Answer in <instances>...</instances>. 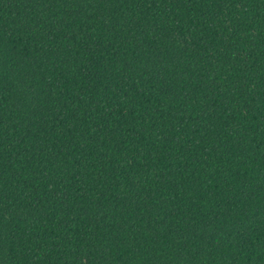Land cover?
<instances>
[{"label": "trees", "instance_id": "1", "mask_svg": "<svg viewBox=\"0 0 264 264\" xmlns=\"http://www.w3.org/2000/svg\"><path fill=\"white\" fill-rule=\"evenodd\" d=\"M0 264H264V0H0Z\"/></svg>", "mask_w": 264, "mask_h": 264}]
</instances>
